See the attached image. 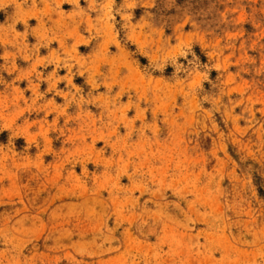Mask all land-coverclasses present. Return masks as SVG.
<instances>
[{
  "label": "rangeland",
  "instance_id": "374dc122",
  "mask_svg": "<svg viewBox=\"0 0 264 264\" xmlns=\"http://www.w3.org/2000/svg\"><path fill=\"white\" fill-rule=\"evenodd\" d=\"M0 264H264V0H0Z\"/></svg>",
  "mask_w": 264,
  "mask_h": 264
}]
</instances>
